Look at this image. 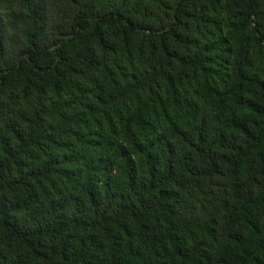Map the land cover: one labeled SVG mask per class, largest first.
I'll use <instances>...</instances> for the list:
<instances>
[{
    "label": "trees",
    "instance_id": "trees-1",
    "mask_svg": "<svg viewBox=\"0 0 264 264\" xmlns=\"http://www.w3.org/2000/svg\"><path fill=\"white\" fill-rule=\"evenodd\" d=\"M0 264H264V0H0Z\"/></svg>",
    "mask_w": 264,
    "mask_h": 264
}]
</instances>
